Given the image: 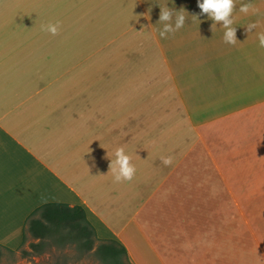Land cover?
Wrapping results in <instances>:
<instances>
[{
	"label": "crops",
	"instance_id": "crops-1",
	"mask_svg": "<svg viewBox=\"0 0 264 264\" xmlns=\"http://www.w3.org/2000/svg\"><path fill=\"white\" fill-rule=\"evenodd\" d=\"M200 2L0 0L1 246L64 202L132 264H264V0H235V45Z\"/></svg>",
	"mask_w": 264,
	"mask_h": 264
},
{
	"label": "trees",
	"instance_id": "trees-1",
	"mask_svg": "<svg viewBox=\"0 0 264 264\" xmlns=\"http://www.w3.org/2000/svg\"><path fill=\"white\" fill-rule=\"evenodd\" d=\"M28 233L48 247H73L79 252L94 253L103 264H132L126 248L115 239H104L97 235L96 229L80 205L64 202H48L37 207L26 219L23 242ZM38 243H32L37 247ZM13 250L6 246H1Z\"/></svg>",
	"mask_w": 264,
	"mask_h": 264
},
{
	"label": "clouds",
	"instance_id": "clouds-1",
	"mask_svg": "<svg viewBox=\"0 0 264 264\" xmlns=\"http://www.w3.org/2000/svg\"><path fill=\"white\" fill-rule=\"evenodd\" d=\"M198 6L202 10L201 14H208L209 19L215 22L212 24V31H214L216 24L222 22L223 28L226 30L224 33V41L235 45L237 42L236 28L232 27L234 23L233 11L235 9V0H202ZM250 9L255 11L251 4H242L239 10L247 14ZM172 18L173 12L166 7H161L159 22H164V27L160 31L161 37H166L168 33H175L184 26L185 16L183 14L177 15L175 27L170 23ZM257 27L258 25L256 23H250L247 26V32L251 33L252 29ZM45 30L52 35H57L58 25L49 24L46 26ZM258 39L260 46L264 47V33H259ZM115 156L116 160L114 162L112 161L110 165V172L114 173L115 182L131 181L136 172L135 166L131 163V156L125 153L123 147L116 149ZM161 159L162 163L166 166L172 164V157L170 156L162 157Z\"/></svg>",
	"mask_w": 264,
	"mask_h": 264
},
{
	"label": "rangeland",
	"instance_id": "rangeland-1",
	"mask_svg": "<svg viewBox=\"0 0 264 264\" xmlns=\"http://www.w3.org/2000/svg\"><path fill=\"white\" fill-rule=\"evenodd\" d=\"M33 242L38 243L37 247L32 246ZM0 264H103V262L92 252H79L73 247H48L28 233L26 242L20 248L9 250L0 247Z\"/></svg>",
	"mask_w": 264,
	"mask_h": 264
}]
</instances>
